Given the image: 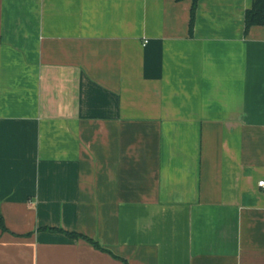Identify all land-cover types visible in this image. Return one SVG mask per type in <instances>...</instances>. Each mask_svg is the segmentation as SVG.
Masks as SVG:
<instances>
[{
  "label": "crops",
  "instance_id": "0c3cea01",
  "mask_svg": "<svg viewBox=\"0 0 264 264\" xmlns=\"http://www.w3.org/2000/svg\"><path fill=\"white\" fill-rule=\"evenodd\" d=\"M251 5L0 0V264H264Z\"/></svg>",
  "mask_w": 264,
  "mask_h": 264
},
{
  "label": "trees",
  "instance_id": "16d2710c",
  "mask_svg": "<svg viewBox=\"0 0 264 264\" xmlns=\"http://www.w3.org/2000/svg\"><path fill=\"white\" fill-rule=\"evenodd\" d=\"M171 1L174 2L189 1L191 3L190 27H192L195 18V11L199 0H171ZM243 19H244L245 33H247L251 27L264 26V0H252L251 8L245 12ZM0 229L2 231L4 230L3 220L1 216H0ZM88 241L91 242L90 240ZM95 245L98 246L96 243Z\"/></svg>",
  "mask_w": 264,
  "mask_h": 264
},
{
  "label": "built area",
  "instance_id": "2783aa9c",
  "mask_svg": "<svg viewBox=\"0 0 264 264\" xmlns=\"http://www.w3.org/2000/svg\"><path fill=\"white\" fill-rule=\"evenodd\" d=\"M258 186L264 190V181L259 182Z\"/></svg>",
  "mask_w": 264,
  "mask_h": 264
}]
</instances>
